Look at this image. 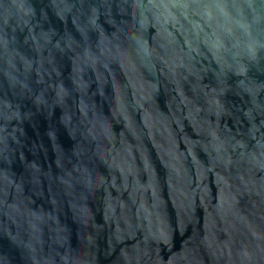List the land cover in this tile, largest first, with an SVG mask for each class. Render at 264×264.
<instances>
[{
	"label": "water",
	"instance_id": "obj_1",
	"mask_svg": "<svg viewBox=\"0 0 264 264\" xmlns=\"http://www.w3.org/2000/svg\"><path fill=\"white\" fill-rule=\"evenodd\" d=\"M0 264H264V0H0Z\"/></svg>",
	"mask_w": 264,
	"mask_h": 264
}]
</instances>
